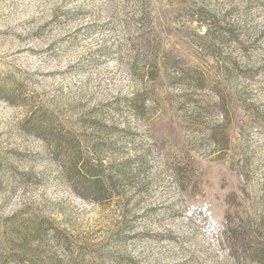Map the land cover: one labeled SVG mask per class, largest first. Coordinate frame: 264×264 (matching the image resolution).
<instances>
[{"label": "rangeland", "instance_id": "rangeland-1", "mask_svg": "<svg viewBox=\"0 0 264 264\" xmlns=\"http://www.w3.org/2000/svg\"><path fill=\"white\" fill-rule=\"evenodd\" d=\"M0 264H264V0H0Z\"/></svg>", "mask_w": 264, "mask_h": 264}, {"label": "trees", "instance_id": "trees-1", "mask_svg": "<svg viewBox=\"0 0 264 264\" xmlns=\"http://www.w3.org/2000/svg\"><path fill=\"white\" fill-rule=\"evenodd\" d=\"M53 139L57 144V146L60 147L63 138H61L59 134L56 133L53 134ZM67 145H70V147L73 146V149L76 147V152H75L76 156L69 162L68 167L66 166L67 165L66 162L63 163V165H65V168L67 170L69 169L71 172H73V174H75L77 167H79L78 165H80L79 169L86 168L87 166H89L88 169H90V165L85 160H83L84 158H82V154L79 148L77 147V145H79L78 142L75 141L74 139H70V140L68 139ZM106 181L107 183H104V181L95 178L94 175L93 177L90 175L89 176L86 175V177L82 179V182L88 186V192L91 194V196H86V197L93 199V201H98L99 199H102L103 196L107 193L106 186L109 188V180Z\"/></svg>", "mask_w": 264, "mask_h": 264}]
</instances>
